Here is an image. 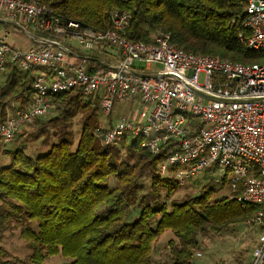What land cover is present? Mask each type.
Wrapping results in <instances>:
<instances>
[{
  "label": "trees",
  "instance_id": "16d2710c",
  "mask_svg": "<svg viewBox=\"0 0 264 264\" xmlns=\"http://www.w3.org/2000/svg\"><path fill=\"white\" fill-rule=\"evenodd\" d=\"M35 1L51 7L59 19L100 30L111 27L113 10H125L131 13L126 28L131 40L150 41L160 30L188 52L242 63L264 61V49L248 50L239 39L245 32L243 0ZM31 78L30 69L14 65L0 75V122L10 101L32 96ZM50 99L55 114L33 123L49 149L36 156L21 145L3 151L9 160L0 164V240L7 229L17 227L30 254L22 261L0 245V264H41L56 254L65 257L63 264H168L151 257L154 241L168 229L172 264H191L201 235H218L255 214L257 205L227 199L228 193L240 191L229 186V177L213 184L215 164L194 175L198 195L168 203L181 184L158 168L175 147L173 140L164 141L155 153L144 146L143 137L124 135L116 143H104L95 132L97 108L82 101L79 89L61 90ZM79 113L82 128L71 150L69 126ZM145 176L150 181L146 191ZM136 208L139 213L127 221Z\"/></svg>",
  "mask_w": 264,
  "mask_h": 264
},
{
  "label": "built area",
  "instance_id": "2783aa9c",
  "mask_svg": "<svg viewBox=\"0 0 264 264\" xmlns=\"http://www.w3.org/2000/svg\"><path fill=\"white\" fill-rule=\"evenodd\" d=\"M243 1L245 32L239 39L248 50L260 51L264 0ZM110 17L109 29H93L59 19L51 7L35 0H0V75L11 65L30 69L33 93L26 101L9 103L0 122V145L46 113L52 94L61 90L79 89L106 115L118 101L139 99L143 105L135 117L99 126L97 136L104 143L124 135L143 137L153 153L173 140L175 147L159 171L174 168L171 174L180 184L215 164L213 183L226 176L232 189L240 187L227 199L257 205L248 221L259 225L258 244L252 259L240 264H264V61L235 63L188 52L164 32L150 41H132L126 35L131 15L116 9ZM13 32L25 34L30 45L13 44L8 38Z\"/></svg>",
  "mask_w": 264,
  "mask_h": 264
},
{
  "label": "rangeland",
  "instance_id": "374dc122",
  "mask_svg": "<svg viewBox=\"0 0 264 264\" xmlns=\"http://www.w3.org/2000/svg\"><path fill=\"white\" fill-rule=\"evenodd\" d=\"M130 14L131 13H129V15ZM4 29L8 30V27L4 26ZM158 32L161 31L157 30L156 32L151 34V37ZM8 38L16 46L25 48L30 45V39L26 37V35L23 33L17 35L16 32H13V35H8ZM199 79H202V75H200ZM82 101L84 103H87L90 107L97 108V119L99 121V125L104 127L109 123L117 122V120L122 116L131 118L135 117L137 110L143 105L141 100L139 99H125L116 102L111 111V114L106 115L101 112L97 101L84 99L83 96ZM11 102L12 101H10V104ZM54 114L55 113L53 111V107L51 106L48 108L46 113L41 116V119H47L48 117H50L51 115L53 116ZM80 117V113L76 114L69 126V132L71 135V150H74L76 148L77 142L79 140L82 128V122ZM35 122L36 120L32 123L24 125L22 128H20V130L17 131V133L15 134L13 139L10 140V142L4 145H0V164H5L9 160L8 156L3 151L5 149L13 148L17 145H21L26 154L30 156H36L37 153L39 154L49 149V145H44L42 143L41 139L43 138V136L37 135L36 130L34 128L35 126L33 125V123ZM49 139L50 141L55 140L53 135L50 136ZM171 172L172 170H170L169 167L168 170L163 173L159 171V173L163 176H172ZM215 177L216 176H214L213 174L212 181L215 180ZM193 178L194 176L192 175L188 178L187 182L181 184V186L172 194V196L167 202L169 203L171 199L183 200L188 196L190 197L198 195V188L200 184H198V182L192 183ZM149 182V177L145 176L143 179L144 191L149 189ZM109 184L112 186L115 184V178L113 176L110 178ZM213 184L216 186L220 185L215 183ZM139 210V208L134 209L128 216L127 221L132 220L134 216L139 213ZM253 215L254 214H252V216ZM248 219H246L243 223H236L230 225L218 235L213 234L211 232L201 235L199 237L198 246L194 251V254H192L193 257L191 264H240L243 262L250 261L252 259L251 252H253V249L258 244L257 238L259 236L260 230L259 225H255L251 221H248ZM2 236L3 237L0 240V245H2L11 256L17 257L22 261H26L27 257L30 254V248L26 245L24 239L20 236L19 229L17 227H11L7 229ZM172 237L173 234L168 229L165 230L154 241L151 257H153L156 262L172 264V260L170 258L168 246L166 243ZM64 262H66L65 257L61 254H56L47 257L45 260H43L41 264H63Z\"/></svg>",
  "mask_w": 264,
  "mask_h": 264
},
{
  "label": "bare ground",
  "instance_id": "6f19581e",
  "mask_svg": "<svg viewBox=\"0 0 264 264\" xmlns=\"http://www.w3.org/2000/svg\"><path fill=\"white\" fill-rule=\"evenodd\" d=\"M115 123H117V122H115ZM115 123H109V124H107L105 127L104 126H101V125H99V126H101V127H104V128H106V127H108V126H111V125H113V124H115ZM104 125V124H103ZM96 132V131H95ZM128 136V135H127ZM118 142V141H117ZM116 143V142H115Z\"/></svg>",
  "mask_w": 264,
  "mask_h": 264
}]
</instances>
